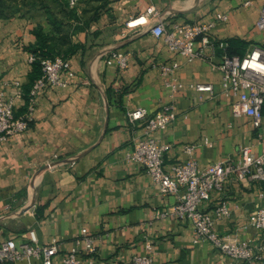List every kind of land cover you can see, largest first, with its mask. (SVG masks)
Segmentation results:
<instances>
[{"label":"crops","instance_id":"obj_1","mask_svg":"<svg viewBox=\"0 0 264 264\" xmlns=\"http://www.w3.org/2000/svg\"><path fill=\"white\" fill-rule=\"evenodd\" d=\"M263 5L264 0H109L96 20L75 30L68 57L76 74L71 84L48 87L31 127L0 143V241L21 243L35 230L41 244L57 243L54 264H63L87 229L95 241L96 261L81 264H133L148 243L153 244L154 264H247L209 241L195 243L191 222L159 216L176 196L162 195L144 167L125 156L144 133L142 125L130 123L128 113L137 108L155 113L165 103L177 110L176 120L155 133L171 144L164 156L168 170L190 159L206 168L237 157L241 145L262 152L250 118L234 116L235 97L220 91L222 74L214 66L221 63L224 49L189 61L151 28L158 22L168 28L215 23L210 38L245 53L253 45L264 47V30L256 27ZM149 8L155 12L149 14ZM140 16L147 18L145 25L127 27L132 17ZM35 28L32 19L0 18V83L30 81ZM117 50L131 52L125 69L107 63ZM172 62L179 63L174 76L182 87L177 91L165 87L160 68ZM200 83L212 84L215 93L198 91L194 86ZM17 105L20 110L25 101L18 99ZM192 144L198 146L186 153L184 147ZM223 201L231 216L216 222L217 232L259 243L264 234L250 221L264 205V182L232 176L201 206L212 213ZM30 206L33 211L26 210Z\"/></svg>","mask_w":264,"mask_h":264},{"label":"built area","instance_id":"obj_2","mask_svg":"<svg viewBox=\"0 0 264 264\" xmlns=\"http://www.w3.org/2000/svg\"><path fill=\"white\" fill-rule=\"evenodd\" d=\"M78 0H70L76 6ZM149 8L148 13H154ZM219 20L226 16L218 15ZM147 23L144 16L132 17L127 27H139ZM215 23H175L168 28L163 22L156 23L151 32L156 37H163L168 48L181 54L189 61L200 58L208 59V53L215 49H226V41H214L209 32ZM259 30H264V5L260 9L256 22ZM131 52L117 50L111 53L108 64L115 63L120 69L129 65ZM41 61L42 76L38 78L28 95L27 109L17 114V100L25 101L23 83L19 80L0 83V143L9 137L26 132L34 120L36 107L42 93L48 87H66L75 77L70 60L63 56L42 58L32 53L30 63ZM222 74L221 93L233 96L232 113L234 116H247L258 130V140L262 152L256 153L250 145H241L238 156L226 158L206 168H201L195 159L174 164L169 170L165 167L164 156L171 149V144L161 142L155 135L165 130L177 118L176 106L165 103L155 113L145 108H137L128 113L131 124L143 126L144 133L136 138L125 160L144 167L162 195H174L177 200L170 208L160 212L159 216L186 220L192 223L194 242L209 241L226 256L247 264H264V238L259 243L240 241L230 234L221 235L216 230V222L231 216V208L226 201L217 205L212 213L202 209V204L211 198L213 191H221L234 176L241 181L264 182V47L253 45L244 56L230 55L225 52L221 63L214 66ZM164 84L170 91L182 87L174 76L179 68L178 62L160 64ZM198 91L214 94L212 84H196ZM197 144L186 145L184 151L192 153ZM72 163H75L73 160ZM251 225L264 234V205L260 206L250 221ZM83 238L64 255L63 264H81L84 261L94 263L97 249L94 239L82 231ZM84 246H79L81 242ZM153 244L148 243L141 255L132 258L133 264H154ZM59 253L56 242L45 245L38 241L35 230L29 231L27 240L17 243L13 238L0 241V263L27 261L28 264H54V257Z\"/></svg>","mask_w":264,"mask_h":264},{"label":"trees","instance_id":"obj_3","mask_svg":"<svg viewBox=\"0 0 264 264\" xmlns=\"http://www.w3.org/2000/svg\"><path fill=\"white\" fill-rule=\"evenodd\" d=\"M50 1L57 7V12L51 11L50 6L43 4L44 1L42 0H0V18L9 19L15 16L23 17L24 15H28L33 9L40 10L39 7L44 8L50 19L51 27L49 30H46L39 24L36 26L34 30L36 42L31 47L32 53L42 58H55L57 56L68 58L73 52L71 37L74 31L83 29L88 26L90 22L96 20L100 10L107 5L109 0H78L76 6H71L70 0ZM91 11L92 14L87 17L86 14ZM61 15H63V18H60ZM226 42L227 47L224 49L225 52L230 55H245L246 52L243 53V51L240 50H233L230 48L229 42ZM32 65L33 71L30 75V81L23 84L26 103L18 110L17 114L26 111L29 92L34 82L42 76L41 61L37 60L32 63Z\"/></svg>","mask_w":264,"mask_h":264},{"label":"rangeland","instance_id":"obj_4","mask_svg":"<svg viewBox=\"0 0 264 264\" xmlns=\"http://www.w3.org/2000/svg\"><path fill=\"white\" fill-rule=\"evenodd\" d=\"M44 1L43 4H46V5H49L50 8H51V11H55L57 12V7H55L50 0H42ZM39 6H40V3H39ZM40 10L38 9H33L31 12H29L28 15H24L23 17H20L22 19H25L27 21H29V19H32V21L34 22V24H36V26L39 24L41 26H43L46 30H49L50 29V19L48 18L46 12H45V9L44 8H41L39 7ZM42 9V10H41ZM58 14V13H57ZM60 18H63V15L60 16Z\"/></svg>","mask_w":264,"mask_h":264},{"label":"water","instance_id":"obj_5","mask_svg":"<svg viewBox=\"0 0 264 264\" xmlns=\"http://www.w3.org/2000/svg\"><path fill=\"white\" fill-rule=\"evenodd\" d=\"M34 209V206H30L29 209H26V210H32L33 211Z\"/></svg>","mask_w":264,"mask_h":264}]
</instances>
